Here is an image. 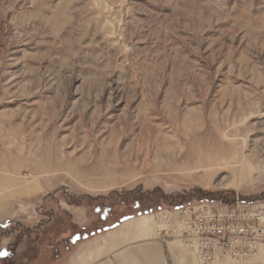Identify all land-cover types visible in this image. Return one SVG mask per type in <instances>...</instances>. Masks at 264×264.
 Returning a JSON list of instances; mask_svg holds the SVG:
<instances>
[{
	"label": "rangeland",
	"instance_id": "1",
	"mask_svg": "<svg viewBox=\"0 0 264 264\" xmlns=\"http://www.w3.org/2000/svg\"><path fill=\"white\" fill-rule=\"evenodd\" d=\"M236 196L264 200V0H0V264L139 215L202 264L159 212Z\"/></svg>",
	"mask_w": 264,
	"mask_h": 264
},
{
	"label": "built area",
	"instance_id": "2",
	"mask_svg": "<svg viewBox=\"0 0 264 264\" xmlns=\"http://www.w3.org/2000/svg\"><path fill=\"white\" fill-rule=\"evenodd\" d=\"M164 239H177L203 264L244 261L264 246V200L231 203L202 200L159 212Z\"/></svg>",
	"mask_w": 264,
	"mask_h": 264
},
{
	"label": "crops",
	"instance_id": "3",
	"mask_svg": "<svg viewBox=\"0 0 264 264\" xmlns=\"http://www.w3.org/2000/svg\"><path fill=\"white\" fill-rule=\"evenodd\" d=\"M139 216L122 220L111 229H105L110 232L95 236L88 245L83 242L89 241V237L81 238L82 241H78L75 245L77 248L69 257L58 263V254V259L54 257L52 264H194L192 258L182 250L154 239L149 229L146 232L141 230L135 221H144L148 217ZM263 252L264 248H261L253 258L260 257Z\"/></svg>",
	"mask_w": 264,
	"mask_h": 264
},
{
	"label": "bare ground",
	"instance_id": "4",
	"mask_svg": "<svg viewBox=\"0 0 264 264\" xmlns=\"http://www.w3.org/2000/svg\"><path fill=\"white\" fill-rule=\"evenodd\" d=\"M233 202V201H232ZM261 248H264V246H260V248L258 249V250H260ZM258 250H256V252L258 251ZM256 252H255V254H256ZM255 254L253 255V256H255ZM253 256L251 257V258H253ZM251 258H249V259H251ZM196 259V258H195ZM249 259H247V260H249ZM197 260V259H196ZM227 260H229V259H224V261H227ZM236 261H238V260H236ZM200 263V262H199ZM203 264V263H202Z\"/></svg>",
	"mask_w": 264,
	"mask_h": 264
},
{
	"label": "trees",
	"instance_id": "5",
	"mask_svg": "<svg viewBox=\"0 0 264 264\" xmlns=\"http://www.w3.org/2000/svg\"><path fill=\"white\" fill-rule=\"evenodd\" d=\"M178 202H179V200H178ZM182 205H183V204H182ZM177 206H179V204H176V207H177ZM168 207H171L172 209L175 208L174 206H168ZM172 209H171V210H172Z\"/></svg>",
	"mask_w": 264,
	"mask_h": 264
},
{
	"label": "flooded vegetation",
	"instance_id": "6",
	"mask_svg": "<svg viewBox=\"0 0 264 264\" xmlns=\"http://www.w3.org/2000/svg\"><path fill=\"white\" fill-rule=\"evenodd\" d=\"M174 204H175V205H176V204H179V202H177V203H174Z\"/></svg>",
	"mask_w": 264,
	"mask_h": 264
}]
</instances>
